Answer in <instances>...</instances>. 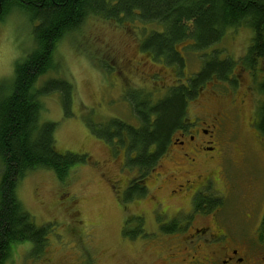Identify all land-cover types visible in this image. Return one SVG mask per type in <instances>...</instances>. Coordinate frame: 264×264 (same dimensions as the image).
I'll use <instances>...</instances> for the list:
<instances>
[{
  "label": "rangeland",
  "instance_id": "rangeland-1",
  "mask_svg": "<svg viewBox=\"0 0 264 264\" xmlns=\"http://www.w3.org/2000/svg\"><path fill=\"white\" fill-rule=\"evenodd\" d=\"M34 25L31 13L18 5L0 19V84L13 76L16 60L24 59L33 49ZM157 27V24H145L138 18L121 23L90 16L79 30L58 44L55 52L57 69L42 76L38 84L41 86L50 78L72 82L71 114H65L61 93L54 92L42 97L41 122L58 123L56 146L59 151L86 154L88 160L74 164L63 181L47 168L31 171L20 181L19 199L37 225H50V235L41 256L33 252L32 243L22 242L12 249L5 264L182 263V240L170 239L172 236L157 237L159 224L166 215L175 213L180 207L187 209L189 203L171 195V188H175L172 181H157L152 173L148 174L151 189L147 196L132 201L123 196L120 198V190L118 194V189L112 186L114 180L133 174L127 165L126 170L120 171L122 158L116 160L114 157L122 153L131 156V151L128 150L129 142L108 139L106 133L114 131L113 127L109 129L114 119L139 125L132 108V100L138 96L136 93L154 105L167 97L171 88L185 83L189 76L197 73L203 61L216 52L221 60L231 58L240 62L252 44L253 33L250 27L240 25L227 30L222 41L211 48L202 51L184 48L186 65L182 70L142 50L145 37ZM236 74H241L240 69ZM244 75L242 82L249 84L251 77ZM213 81L214 86L207 84L204 87L201 102L210 109H217L219 103L208 92L222 90L225 86L216 79ZM254 93L256 95L257 90ZM198 102L199 98L188 105L190 117L199 110ZM252 108L250 102L241 107L239 140L233 141L240 149L227 147L229 159L232 150L240 151L233 153L234 167L228 159L225 166L214 162L196 168L195 172H204L205 176L213 175L219 180L217 183L210 177L206 183L211 185L209 188L214 190L210 191L215 195L228 193L222 215L240 232L248 230L242 215V186L252 177V170L258 164L255 150L259 148H251L257 144L251 140L252 133L247 128ZM257 117H260L259 113ZM259 163L262 166L261 160ZM161 164L164 170H171L172 164L167 158ZM229 187H232V194ZM142 212L146 217L140 220L136 216ZM198 220L202 221V216H198L196 222ZM139 229L142 231L134 233Z\"/></svg>",
  "mask_w": 264,
  "mask_h": 264
},
{
  "label": "trees",
  "instance_id": "trees-1",
  "mask_svg": "<svg viewBox=\"0 0 264 264\" xmlns=\"http://www.w3.org/2000/svg\"><path fill=\"white\" fill-rule=\"evenodd\" d=\"M16 5L32 15L34 47L24 59L16 60L13 76L0 84V264L9 260L17 244L32 243L37 256L48 244L50 225H37L24 207L18 197L20 181L41 168L52 170L63 181L74 164L88 160L86 154L59 151L58 123L41 122L42 97L54 92L61 93L65 114H71L74 85L64 78H50L41 86L38 84L42 76L57 69L58 44L79 30L88 17L121 23L138 18L145 24H157L145 37L142 50L182 70L186 65L184 48H211L222 41L227 30L240 25L250 27L253 33L252 44L240 62L221 60L216 52L203 61L199 72L187 78L188 85L171 88L167 97L154 105L136 93L132 108L140 126L119 119L111 121L109 129L113 127L114 131L108 130V139L129 142L131 156L125 155V164L142 176L157 165L172 132L188 117V100L196 96L200 87L214 79H228L235 62L252 67L257 58L264 56V0H0V19ZM259 115L257 127L264 133V108L260 107ZM132 183L126 192L127 201L146 193L138 180ZM207 190L206 195L194 200L202 210L216 206L217 195L210 191L214 189ZM139 231L142 230L134 233Z\"/></svg>",
  "mask_w": 264,
  "mask_h": 264
},
{
  "label": "flooded vegetation",
  "instance_id": "flooded-vegetation-1",
  "mask_svg": "<svg viewBox=\"0 0 264 264\" xmlns=\"http://www.w3.org/2000/svg\"><path fill=\"white\" fill-rule=\"evenodd\" d=\"M255 61L252 67L244 62L237 63L228 79L216 80L225 86L222 90L208 92L219 103L217 109H210L208 105L205 106L201 102V97L203 98L205 94L204 87L207 84L214 86L216 83L210 81L200 87L196 96L188 100L190 104L199 98L197 104L199 110L194 117L188 115L182 121L181 126L172 132L168 143L162 149L157 165L144 176L133 168L131 169L132 176H119L112 185L116 190L118 189V194L120 190L121 196L119 197L123 196L125 199L132 182L138 180L146 193L134 198L137 200L147 196L151 189L150 173L156 175L157 181L166 179L174 183L175 188H171V195L179 197L181 202L185 201L189 205L187 209L180 207L175 213L166 215V219L159 224L160 231L158 230L157 239L172 236L170 239L180 238L182 240L180 248L184 249V256L181 264H264V133L257 127L260 123V117H257L259 109L264 108V56ZM237 67L240 69V75L236 74ZM244 74L251 77L249 84L242 82L245 81L243 76L246 77V75ZM185 83L188 85V82ZM254 90H257L258 96L255 95ZM249 102L253 108L251 119L247 124L249 130H247L252 133L251 140L257 144L253 147L251 145V148L255 150L257 146L259 150H255L258 154V164L252 170V177L248 178L242 186V215L248 224V230L240 232L235 230L222 215L224 199L226 200L228 194L223 192L222 195H217L216 206L209 210H202L196 206L194 200L199 195H206L204 191L211 187L206 182L211 180L210 177L214 179V176H205L204 172L203 174L195 172L196 168L214 162L220 165L223 163L225 166L229 159L227 147L231 145L233 148L237 146L240 149V146L234 145L233 141L239 140L237 130L240 127L241 107ZM138 126L140 123L136 125ZM237 152L240 151L238 149L231 151L230 166L234 167L233 153ZM240 155L241 153L238 154V158ZM121 158L119 166L120 171H123L126 170L125 155L122 153L114 157L116 160ZM165 158L172 164L170 171L161 167V162ZM260 160L262 166H259ZM214 181L219 182L217 179ZM230 183L232 186V182ZM231 188L229 187L230 190ZM144 216L146 217L142 212L136 217L142 220ZM198 216H202L203 220L196 222Z\"/></svg>",
  "mask_w": 264,
  "mask_h": 264
},
{
  "label": "bare ground",
  "instance_id": "bare-ground-1",
  "mask_svg": "<svg viewBox=\"0 0 264 264\" xmlns=\"http://www.w3.org/2000/svg\"><path fill=\"white\" fill-rule=\"evenodd\" d=\"M213 73V72H212Z\"/></svg>",
  "mask_w": 264,
  "mask_h": 264
}]
</instances>
